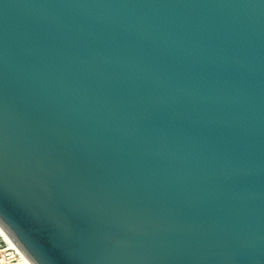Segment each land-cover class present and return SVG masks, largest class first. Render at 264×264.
Wrapping results in <instances>:
<instances>
[{"label": "water", "instance_id": "obj_1", "mask_svg": "<svg viewBox=\"0 0 264 264\" xmlns=\"http://www.w3.org/2000/svg\"><path fill=\"white\" fill-rule=\"evenodd\" d=\"M0 206L51 264H264V0H0Z\"/></svg>", "mask_w": 264, "mask_h": 264}, {"label": "clouds", "instance_id": "obj_2", "mask_svg": "<svg viewBox=\"0 0 264 264\" xmlns=\"http://www.w3.org/2000/svg\"><path fill=\"white\" fill-rule=\"evenodd\" d=\"M8 241L16 246L17 255L11 261L3 258L0 264H51L50 258L31 233L13 217L7 207L0 206V248H6Z\"/></svg>", "mask_w": 264, "mask_h": 264}, {"label": "snow or ice", "instance_id": "obj_3", "mask_svg": "<svg viewBox=\"0 0 264 264\" xmlns=\"http://www.w3.org/2000/svg\"><path fill=\"white\" fill-rule=\"evenodd\" d=\"M5 239H7V237H5ZM15 245L11 242V241H8V246L4 249H0V252H7L8 253V260L11 261L13 259H15L17 253L15 251ZM8 250H11V251H8ZM0 260H3V256H0Z\"/></svg>", "mask_w": 264, "mask_h": 264}, {"label": "rangeland", "instance_id": "obj_4", "mask_svg": "<svg viewBox=\"0 0 264 264\" xmlns=\"http://www.w3.org/2000/svg\"><path fill=\"white\" fill-rule=\"evenodd\" d=\"M0 249H4V248H0ZM8 251H11V250H8ZM0 256H3V258H8V253L6 251L0 252Z\"/></svg>", "mask_w": 264, "mask_h": 264}]
</instances>
